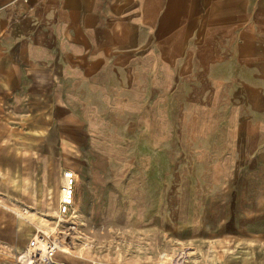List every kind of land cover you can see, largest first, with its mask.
I'll use <instances>...</instances> for the list:
<instances>
[{"label":"rangeland","instance_id":"rangeland-1","mask_svg":"<svg viewBox=\"0 0 264 264\" xmlns=\"http://www.w3.org/2000/svg\"><path fill=\"white\" fill-rule=\"evenodd\" d=\"M158 46L137 90L94 107L44 108L34 124L0 106V264L68 225L59 253L77 264H264V60L234 61L235 75L172 60L168 76Z\"/></svg>","mask_w":264,"mask_h":264},{"label":"crops","instance_id":"crops-1","mask_svg":"<svg viewBox=\"0 0 264 264\" xmlns=\"http://www.w3.org/2000/svg\"><path fill=\"white\" fill-rule=\"evenodd\" d=\"M155 45L163 75L172 60L191 75H235L234 61L248 70L264 60V0H0V106L37 124L44 108L56 116L135 91L154 73Z\"/></svg>","mask_w":264,"mask_h":264},{"label":"built area","instance_id":"built-area-1","mask_svg":"<svg viewBox=\"0 0 264 264\" xmlns=\"http://www.w3.org/2000/svg\"><path fill=\"white\" fill-rule=\"evenodd\" d=\"M76 174L73 170L65 168L61 172L59 188L58 212L61 215L69 213L74 204V187ZM73 225H68L66 229L59 232V237H51L41 231L27 242L25 248L18 254L19 264H77L65 260L60 256L61 238L67 237Z\"/></svg>","mask_w":264,"mask_h":264},{"label":"bare ground","instance_id":"bare-ground-1","mask_svg":"<svg viewBox=\"0 0 264 264\" xmlns=\"http://www.w3.org/2000/svg\"><path fill=\"white\" fill-rule=\"evenodd\" d=\"M66 252V251H65Z\"/></svg>","mask_w":264,"mask_h":264}]
</instances>
